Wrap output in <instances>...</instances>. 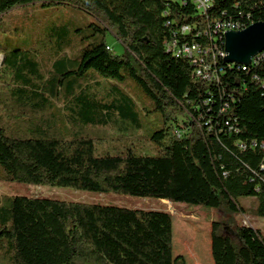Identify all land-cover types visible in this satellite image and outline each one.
I'll return each instance as SVG.
<instances>
[{
	"label": "trees",
	"instance_id": "obj_1",
	"mask_svg": "<svg viewBox=\"0 0 264 264\" xmlns=\"http://www.w3.org/2000/svg\"><path fill=\"white\" fill-rule=\"evenodd\" d=\"M26 6L43 11L31 27L32 40L16 48L12 40L24 26L12 12ZM75 10L84 15L77 26ZM222 21L245 23V29L264 22V0H211L203 14L190 0H0V182L208 207L223 212L210 226L213 263L264 264V236L238 221L245 214L240 198H254L255 215L264 219L262 83L253 78L255 70L228 68L220 85L197 81L190 62L165 47L175 35L179 43L207 45L203 32ZM183 26L191 32L181 35ZM108 31L123 45L121 55L112 53ZM99 78H128L149 100L146 113H157L161 122L149 135L155 156L129 147L99 155L101 139L74 133L65 140L48 130L44 112L54 102L65 112L81 103L85 121L95 113L96 121L118 127L120 115L142 128L123 94L122 102L89 101L83 84ZM0 264L185 259L173 256L167 210L0 196Z\"/></svg>",
	"mask_w": 264,
	"mask_h": 264
},
{
	"label": "rangeland",
	"instance_id": "obj_2",
	"mask_svg": "<svg viewBox=\"0 0 264 264\" xmlns=\"http://www.w3.org/2000/svg\"><path fill=\"white\" fill-rule=\"evenodd\" d=\"M42 11L38 8H32V6H26L17 8L12 12L13 15L19 18L18 23L24 26L19 37L17 36L12 40L14 47L24 49V43H29L32 40L31 27ZM26 13L29 14L25 15ZM83 16V13L73 11L74 26L78 25V20H83ZM87 19V21L92 20L90 17ZM106 41L114 55L123 53V45L109 31L106 35ZM1 61L0 58V67ZM83 90V94L95 104H107L113 101L122 102L121 94H123L134 103L142 128L136 127L131 120L121 118L120 115H117L118 127L108 121L106 123L96 121L99 118L96 117L95 113L90 116L95 121L93 119L85 121L80 114L83 111L81 103L74 105V112H65L61 108V103L54 102L50 109L46 107L47 109L44 112L46 122L52 126L51 129L48 128L50 132L65 140H70L77 135H74V133L92 135L101 139V141H96V153L99 155L121 153L126 151L128 147L136 155H156L154 144L149 139V135L159 130L161 122L157 113H146V108H149V100L133 81L128 78L120 82L104 78L93 79L90 82H84ZM79 92L81 93V91ZM116 113L118 114L119 111ZM38 125L46 129L49 127L42 121ZM0 196H25L128 209L167 210L173 216V256H183L185 264H214L211 256L210 226L212 222L222 219L223 212L208 207L183 203L171 204L168 202L166 204L153 198L16 182H0ZM239 203L245 208V214L238 216L239 223L259 230L264 236V219L258 218L254 211L256 200L254 198H240Z\"/></svg>",
	"mask_w": 264,
	"mask_h": 264
},
{
	"label": "built area",
	"instance_id": "obj_3",
	"mask_svg": "<svg viewBox=\"0 0 264 264\" xmlns=\"http://www.w3.org/2000/svg\"><path fill=\"white\" fill-rule=\"evenodd\" d=\"M195 6L199 14H203V9L210 6L211 0H190ZM264 23V22H263ZM245 23L222 21L214 24L213 29L203 32V35L209 38L207 45L192 43H179L176 35L173 41H167L165 47L168 52L180 55V58L187 59L193 66L194 79L205 83L220 85L221 76L228 69H241L242 71H254L253 78L262 83L264 88V80L261 81L256 74L257 70L264 74V51L258 53L251 59L249 66L238 65L227 61V53L225 51V34L234 32V28L245 29ZM191 32V27L183 26L180 29L181 35H187ZM223 62V64L221 63ZM177 136L181 135V131L177 130Z\"/></svg>",
	"mask_w": 264,
	"mask_h": 264
},
{
	"label": "water",
	"instance_id": "obj_4",
	"mask_svg": "<svg viewBox=\"0 0 264 264\" xmlns=\"http://www.w3.org/2000/svg\"><path fill=\"white\" fill-rule=\"evenodd\" d=\"M227 61L249 66L251 59L264 51V23L258 22L246 29L225 34Z\"/></svg>",
	"mask_w": 264,
	"mask_h": 264
},
{
	"label": "bare ground",
	"instance_id": "obj_5",
	"mask_svg": "<svg viewBox=\"0 0 264 264\" xmlns=\"http://www.w3.org/2000/svg\"><path fill=\"white\" fill-rule=\"evenodd\" d=\"M207 8V7H206ZM206 8L205 9H203V11H205L206 10ZM237 30H234V32H236ZM163 203H166V204H168V202H165V201H163Z\"/></svg>",
	"mask_w": 264,
	"mask_h": 264
}]
</instances>
